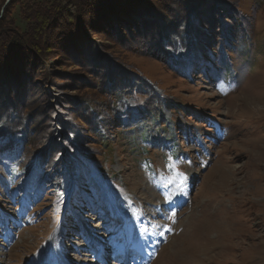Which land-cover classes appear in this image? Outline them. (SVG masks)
<instances>
[{
    "label": "rangeland",
    "instance_id": "1",
    "mask_svg": "<svg viewBox=\"0 0 264 264\" xmlns=\"http://www.w3.org/2000/svg\"><path fill=\"white\" fill-rule=\"evenodd\" d=\"M214 1L253 21L250 42L233 46L226 63L191 51L186 75L110 49L105 42L115 33L80 31L84 45L95 40L96 48L129 62L186 109L163 106L166 119L148 123L146 134L155 139L148 147L138 130L131 143L120 131L107 133L109 144L91 142L89 174L96 185L82 177L56 195L36 181L12 185L1 167L0 264H264V1ZM6 3L0 0V13ZM55 60L68 70L76 59L62 52ZM60 95H49L50 103ZM128 104L132 114H122V121L130 130L143 123L136 100ZM45 112L37 118L46 119Z\"/></svg>",
    "mask_w": 264,
    "mask_h": 264
},
{
    "label": "trees",
    "instance_id": "2",
    "mask_svg": "<svg viewBox=\"0 0 264 264\" xmlns=\"http://www.w3.org/2000/svg\"><path fill=\"white\" fill-rule=\"evenodd\" d=\"M256 1L260 5L264 0ZM226 3L9 0L0 13V168L11 184L22 187L36 181L53 189V193L58 192L56 195L66 193L72 183H82L75 180L82 177L88 184L96 185L89 174L90 158L94 155L91 142L109 144L107 133L120 131L131 143L130 134L138 130L142 147H148L144 145L155 142L146 134L148 123L159 117L166 119L162 107L186 109L167 99L129 62L96 48L95 40L89 39L84 45L81 37L86 34L80 31L93 29L107 38L109 32L115 33L105 42L113 45L110 49L153 59L174 74L186 75L191 51H206L209 59L215 56L226 63V53L233 46L245 47L250 42L247 34L253 21ZM193 16L200 25L194 23ZM81 47L85 51L70 50ZM62 52L68 58L75 55L68 70H60L61 65L55 60ZM61 73L66 75L65 80ZM51 85L58 91L53 92ZM68 89L70 92L66 93ZM40 90H46V94H39ZM62 93L65 95L52 105V97ZM130 98L136 100L137 122L143 124L127 130L130 125L122 121V114H132ZM43 109L47 118L38 119L37 114ZM58 110L61 115L56 118ZM114 122L120 126L118 130H113ZM42 123L44 127L40 126ZM60 137L64 143L59 142ZM62 151L69 157L62 158Z\"/></svg>",
    "mask_w": 264,
    "mask_h": 264
},
{
    "label": "water",
    "instance_id": "3",
    "mask_svg": "<svg viewBox=\"0 0 264 264\" xmlns=\"http://www.w3.org/2000/svg\"><path fill=\"white\" fill-rule=\"evenodd\" d=\"M9 0H7V2H8Z\"/></svg>",
    "mask_w": 264,
    "mask_h": 264
}]
</instances>
